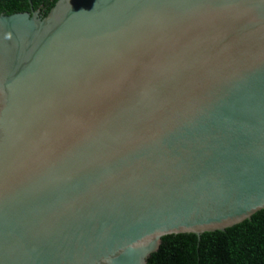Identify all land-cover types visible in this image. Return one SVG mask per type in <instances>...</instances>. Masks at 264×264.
I'll use <instances>...</instances> for the list:
<instances>
[{
    "label": "water",
    "instance_id": "1",
    "mask_svg": "<svg viewBox=\"0 0 264 264\" xmlns=\"http://www.w3.org/2000/svg\"><path fill=\"white\" fill-rule=\"evenodd\" d=\"M261 211L264 0L0 15V264H148Z\"/></svg>",
    "mask_w": 264,
    "mask_h": 264
},
{
    "label": "trees",
    "instance_id": "2",
    "mask_svg": "<svg viewBox=\"0 0 264 264\" xmlns=\"http://www.w3.org/2000/svg\"><path fill=\"white\" fill-rule=\"evenodd\" d=\"M58 0H0V15L41 10ZM148 264H264V211L225 233L166 237Z\"/></svg>",
    "mask_w": 264,
    "mask_h": 264
}]
</instances>
